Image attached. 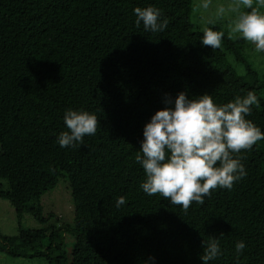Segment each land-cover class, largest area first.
Listing matches in <instances>:
<instances>
[{"label": "trees", "instance_id": "obj_1", "mask_svg": "<svg viewBox=\"0 0 264 264\" xmlns=\"http://www.w3.org/2000/svg\"><path fill=\"white\" fill-rule=\"evenodd\" d=\"M149 6L167 19L162 32L136 25L134 9ZM192 9V0H0V198L41 225L21 230L16 246L0 237V250L48 264H203L202 241L214 237L221 255L208 264H264V140L233 153L243 179L187 212L140 188L144 127L179 93L222 106L254 91L251 109L264 120V79L242 57V38L209 23L224 35L220 48L204 46ZM68 109L94 114L97 131L60 147ZM61 181L72 227L37 209Z\"/></svg>", "mask_w": 264, "mask_h": 264}, {"label": "clouds", "instance_id": "obj_2", "mask_svg": "<svg viewBox=\"0 0 264 264\" xmlns=\"http://www.w3.org/2000/svg\"><path fill=\"white\" fill-rule=\"evenodd\" d=\"M253 2L233 0L230 10L236 16L229 28L232 34H239L254 44L256 51L264 52V13L259 11V7H264V0H256L258 7H253ZM208 6L207 2L203 4L204 8ZM224 11L222 6L218 9L219 14ZM134 14L136 25L139 27L143 22L145 30L162 32L167 27V19L161 22V11L153 6L136 7ZM223 35L205 27L201 43L212 49L220 48ZM164 103L172 101L166 98ZM253 105L259 107L254 91L222 106H217L208 94L189 99L186 93H179L174 108L158 110L144 127L142 156L135 157L146 174L140 188L149 196L160 194L172 205L181 206L184 212L193 202L203 205L204 198L210 197L214 189L230 190L247 175L242 157L234 158L233 153L250 150L257 141L264 140L260 128L245 118L251 115ZM63 119L68 131L59 134L60 147L83 143L85 135L96 134L98 120L94 114L68 109ZM125 202V198L120 197L116 206L119 208ZM202 247L203 264L221 255L219 241L214 237L203 240ZM235 248L239 258L245 243L239 241Z\"/></svg>", "mask_w": 264, "mask_h": 264}, {"label": "rangeland", "instance_id": "obj_3", "mask_svg": "<svg viewBox=\"0 0 264 264\" xmlns=\"http://www.w3.org/2000/svg\"><path fill=\"white\" fill-rule=\"evenodd\" d=\"M208 3L207 8L203 7ZM233 0H192L191 21L196 28L203 29L209 23L219 24L221 29L233 38L241 37L239 34L230 32L229 24L235 18L236 13L230 10ZM223 7V14L218 13V9ZM253 7H258L256 0ZM242 11H251V9L241 8ZM259 11L264 13V7H259ZM242 38V37H241ZM241 54L248 62L252 69L256 70L260 78L264 79V52L255 50V45L242 38ZM240 69V67L238 66ZM252 121L261 132L264 133V120L259 114L251 109V115L245 117ZM256 183L251 185L250 197L252 200L257 199ZM253 186V187H252ZM37 209L43 215L51 212L60 218L63 223L72 227L74 210L72 203L71 190L68 183L59 182L53 189L43 193L39 200ZM41 225L35 219L33 213L24 212L20 216L15 212L13 206L7 201L0 198V237H7L11 241L10 245L16 246L19 243L18 234L21 230L40 227ZM74 236L70 229L64 234L65 251L69 255L74 241ZM0 264H48L44 258L29 256H14L4 250H0Z\"/></svg>", "mask_w": 264, "mask_h": 264}]
</instances>
